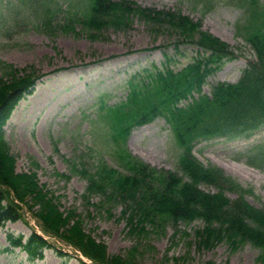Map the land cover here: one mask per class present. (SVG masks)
Returning <instances> with one entry per match:
<instances>
[{"label":"rangeland","instance_id":"rangeland-1","mask_svg":"<svg viewBox=\"0 0 264 264\" xmlns=\"http://www.w3.org/2000/svg\"><path fill=\"white\" fill-rule=\"evenodd\" d=\"M57 1L62 12L51 23L40 25L33 17L25 19L22 4L15 9L19 12L16 22L10 21L17 0H0V67L28 68L41 76L2 127L16 171L36 173L39 183L58 199L61 210L76 208L86 232L103 242L109 254L124 256L135 247L140 264H258L259 249L249 243L232 248L222 242L212 249H199L193 231L200 221L172 224L164 230L134 236L121 219L120 206H97L102 199L99 194L92 195L88 203L82 198L88 184L83 170L91 173L102 164L121 169L118 149L111 139V118L103 116L100 107L124 101L131 76L160 67L165 53L171 58L172 68L180 70L193 61L199 50L167 27L147 24L139 18L123 28L103 29L96 38L80 25H76V33L63 32L65 12L79 11L87 0L74 7L71 5L75 0ZM116 1L180 12L229 45L233 59L226 60L207 78L203 94H209L219 82L235 84L248 63L255 60L241 30L246 23L244 1L248 0ZM258 4L261 6L264 0ZM122 145L148 166L182 175L178 167L182 148L164 119L133 127ZM192 152L203 165L218 166L251 190L245 196L251 205L264 204V125L248 138H199ZM200 188L215 191L206 185ZM227 195L234 197L229 192ZM27 221V225L17 221L0 227V264H78L75 252L56 240H52L54 247L44 249L41 259L30 260L19 248L2 251L8 245V233L24 237L30 234L35 224Z\"/></svg>","mask_w":264,"mask_h":264},{"label":"trees","instance_id":"trees-1","mask_svg":"<svg viewBox=\"0 0 264 264\" xmlns=\"http://www.w3.org/2000/svg\"><path fill=\"white\" fill-rule=\"evenodd\" d=\"M82 1H73L71 7ZM258 1H244L246 23L241 28L255 60L248 63L237 83H217L209 94L202 93L207 78L234 56L226 42L202 30L200 23L189 16L116 0H87L79 11L65 12L62 31L66 33H76V25H80L96 38L103 29L123 28L139 18L147 24L167 27L199 50L193 61L180 70L172 68L171 58L165 53L160 67L131 76L124 101L100 107L103 116L111 118V139L118 149L121 169L102 164L91 173L83 170L88 184L82 198L88 203L92 195L99 194L102 199L97 206H120L129 234L145 236L172 224L200 221L193 231L199 249H212L222 242L232 248L249 243L259 249L257 263L264 264V204L251 205L245 197L251 190L219 167L203 165L192 153L199 138L249 137L264 125V4L260 6ZM21 4L25 19L33 17L40 25L51 23L62 12L57 0H17L10 21L16 22L19 12L15 9ZM0 71V227L17 221L28 224V215L42 233L40 236L34 229L27 237L8 233V245L2 251L19 248L28 259H41L44 249L54 247L52 240H57L75 252L78 264H140L135 247L124 256L109 254L103 242L86 232L76 208L61 210L58 199L39 183L36 173L16 171L2 127L17 102L41 76L14 66L2 65ZM156 118L168 123L182 148L178 161L181 176L152 168L124 150L122 144L131 129ZM201 185L215 191L206 192Z\"/></svg>","mask_w":264,"mask_h":264}]
</instances>
